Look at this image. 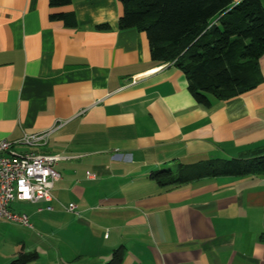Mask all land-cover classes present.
<instances>
[{
    "label": "crops",
    "instance_id": "obj_1",
    "mask_svg": "<svg viewBox=\"0 0 264 264\" xmlns=\"http://www.w3.org/2000/svg\"><path fill=\"white\" fill-rule=\"evenodd\" d=\"M61 12L75 26L50 18ZM121 12L120 0H0V139L62 123L44 146H14L64 156L51 202L13 201L27 203L23 248L39 253L28 264H103L119 245L121 264H264V174L171 189L149 176L264 150V54L254 89L203 106L143 31L119 28Z\"/></svg>",
    "mask_w": 264,
    "mask_h": 264
},
{
    "label": "trees",
    "instance_id": "obj_2",
    "mask_svg": "<svg viewBox=\"0 0 264 264\" xmlns=\"http://www.w3.org/2000/svg\"><path fill=\"white\" fill-rule=\"evenodd\" d=\"M71 0H48L61 6ZM119 28L135 27L147 37L151 59L170 62L186 76L187 89L198 103L224 100L254 89L259 81L258 59L264 54V5L259 0H120ZM75 26L72 13H53ZM106 27V25H100ZM264 174V150L229 159H208L175 168H159L150 178L166 188L196 179L225 175ZM119 245L103 264H121ZM36 250L19 248L8 264H28Z\"/></svg>",
    "mask_w": 264,
    "mask_h": 264
},
{
    "label": "built area",
    "instance_id": "obj_3",
    "mask_svg": "<svg viewBox=\"0 0 264 264\" xmlns=\"http://www.w3.org/2000/svg\"><path fill=\"white\" fill-rule=\"evenodd\" d=\"M61 125L60 122L36 133H23L14 141L0 139V218L29 226L27 215L12 212L11 203L14 200L29 202L44 200L49 203L53 199L52 188L60 178L55 164L64 156L36 150L18 151L14 146L18 144L44 146L50 134ZM60 205L66 211L76 212L74 203ZM46 207L52 208L50 205Z\"/></svg>",
    "mask_w": 264,
    "mask_h": 264
},
{
    "label": "rangeland",
    "instance_id": "obj_4",
    "mask_svg": "<svg viewBox=\"0 0 264 264\" xmlns=\"http://www.w3.org/2000/svg\"><path fill=\"white\" fill-rule=\"evenodd\" d=\"M26 204V202L19 203L15 201L12 204V208L10 207V210H12V212L26 211ZM29 226H25L16 221L0 218V264H8L10 259L14 256L13 254L19 250L22 244L28 247L32 243L30 239L32 234L30 229L32 227L29 228ZM34 242H36V240ZM38 262V264H44L45 259L42 258Z\"/></svg>",
    "mask_w": 264,
    "mask_h": 264
}]
</instances>
